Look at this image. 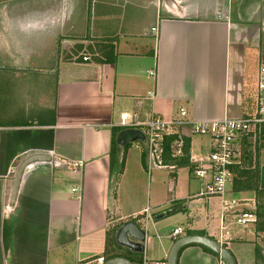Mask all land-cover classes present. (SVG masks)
<instances>
[{"label":"crops","instance_id":"1","mask_svg":"<svg viewBox=\"0 0 264 264\" xmlns=\"http://www.w3.org/2000/svg\"><path fill=\"white\" fill-rule=\"evenodd\" d=\"M261 64L264 0H230L229 8L225 0H0V264L163 260L178 228L180 237L228 241L237 264H264V140L255 150L245 144L235 179L258 169V193H235L233 184L226 195L258 202V222L241 227L222 225L219 198H195L201 187L188 158L147 196L146 138L119 126L123 114L172 122L182 108L196 121L252 116ZM125 131L134 132L120 146ZM211 147L208 137H187L190 152ZM37 155L51 162L26 169L14 200L19 167ZM165 163H174L169 153ZM148 207L159 211L144 253L121 247L125 218ZM173 219V231L154 230L156 243L150 223ZM178 264L222 260L189 245Z\"/></svg>","mask_w":264,"mask_h":264},{"label":"built area","instance_id":"2","mask_svg":"<svg viewBox=\"0 0 264 264\" xmlns=\"http://www.w3.org/2000/svg\"><path fill=\"white\" fill-rule=\"evenodd\" d=\"M156 32V29H153ZM85 61L88 58L84 59ZM153 75V74H152ZM119 126L140 130L146 138L147 145V173L164 170L174 175L178 170V162L188 158L191 164L192 175L202 183V188L195 198L221 200V223L226 224L230 219L241 227L256 224L258 202L256 199H227L226 195L234 184L239 170L245 166L243 148L246 143L256 149L258 143L264 140V64H261L258 73L257 106L252 116L241 118H224L222 120L196 121L188 119V112L182 108L179 118L167 122L159 116H154L145 124L132 121L127 114L121 116ZM208 137L212 142L208 153H193L187 149V137ZM169 153L173 164L165 163V156ZM80 164L72 166L77 173ZM176 179L170 181V191L173 192ZM73 192H77L74 189ZM151 209L148 207L141 213L125 218V223L135 222L148 231L151 220ZM124 220V218H122ZM224 227V226H223ZM182 228L175 229L170 238L174 242L182 235ZM226 248L229 242L221 243ZM226 245V246H225ZM104 264L103 258L92 262ZM79 263V264H92ZM142 264H168L167 259H143ZM222 264H224L222 262Z\"/></svg>","mask_w":264,"mask_h":264},{"label":"water","instance_id":"3","mask_svg":"<svg viewBox=\"0 0 264 264\" xmlns=\"http://www.w3.org/2000/svg\"><path fill=\"white\" fill-rule=\"evenodd\" d=\"M225 6L229 8L230 0H225ZM133 132L134 131L123 132L119 136L118 139L119 144L124 142L125 140L124 137H127L129 134H133ZM135 140L145 141V137H143L142 135L141 136L137 135ZM38 162H51V159L47 156H40V155L32 156L31 158L25 160L19 167L16 174L14 188L12 192V197L14 200L16 199V196L18 194L22 177L26 169H28L31 165ZM169 214L170 212L161 215L160 217H164L165 215H169ZM148 238H149V232L144 230L139 224L135 222H129L124 224L122 227H120L116 236L117 242L121 247H124L131 252L139 253V254L144 253L146 241ZM189 245H199L212 250L214 253L220 256V259L224 264H237L231 252L227 248L222 246L220 242L208 237L198 236V235L182 236L177 241H175L166 258L168 264H178L180 252L182 251V249H184ZM104 264H133V263L123 258H113L108 260Z\"/></svg>","mask_w":264,"mask_h":264},{"label":"rangeland","instance_id":"4","mask_svg":"<svg viewBox=\"0 0 264 264\" xmlns=\"http://www.w3.org/2000/svg\"><path fill=\"white\" fill-rule=\"evenodd\" d=\"M139 147L142 146L141 144L138 145ZM210 149H206L205 151L201 152L200 153H208ZM262 162H264V160L262 159ZM165 174L166 176V173L165 171H153L151 176H149L147 173L144 174V177H143V180L145 182V188L147 189V196H148V190H150L151 192H153L152 190H154V187L156 185V182L158 181V178L161 177V175ZM195 180V187L196 188H202V183L201 181L197 180V179H194ZM164 185H162L163 187ZM200 188V190H201ZM199 190V189H198ZM171 194H169L168 196L166 195V198H169ZM230 196H233V195H230ZM235 197V196H233ZM239 198V197H237ZM146 199V197H145ZM159 210L155 209V208H151V214H156ZM175 220H171L169 221L168 223H165V224H162L160 225L161 227L158 228H153L152 224L150 223V228H151V233L152 235L154 236V241L159 242V240L157 239V235H159L157 232H154L155 231H160V233L163 235V234H167L171 231H173L176 227H178L179 223H176L174 222ZM163 241V240H162ZM171 246V245H170ZM170 246L168 248H170Z\"/></svg>","mask_w":264,"mask_h":264},{"label":"trees","instance_id":"5","mask_svg":"<svg viewBox=\"0 0 264 264\" xmlns=\"http://www.w3.org/2000/svg\"><path fill=\"white\" fill-rule=\"evenodd\" d=\"M233 191L235 193L239 192H254L258 193L259 191V170H250V171H242L240 172V178L237 179L233 185ZM202 247L206 252L211 253L212 255L218 257L220 256L214 253L212 250ZM116 256H112L110 258H114Z\"/></svg>","mask_w":264,"mask_h":264}]
</instances>
